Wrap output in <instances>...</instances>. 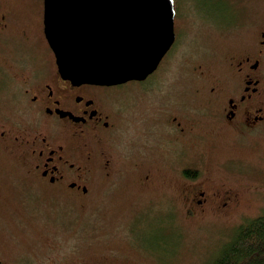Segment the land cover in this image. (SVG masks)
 <instances>
[{
  "label": "rangeland",
  "instance_id": "rangeland-1",
  "mask_svg": "<svg viewBox=\"0 0 264 264\" xmlns=\"http://www.w3.org/2000/svg\"><path fill=\"white\" fill-rule=\"evenodd\" d=\"M36 1L42 8V0ZM174 3L180 24L190 28L178 33L174 49H180L179 56L173 59L170 51L151 75L165 76L159 87L136 94L142 86L122 85L125 120L114 141L117 163L110 179L100 178L81 199L57 194L33 187L24 168L14 166L0 150V264H205L240 223L264 211V124L229 131L217 138L215 146H205L207 182L222 180L238 188L242 202L212 204L193 214L179 199V177L166 170L174 156L162 154L158 147L148 149L142 132L153 105L183 97L184 88L190 89L188 65L204 60L223 73L230 58L255 51L264 25V0ZM1 9L18 17L13 26L19 30L31 26L33 31V0H0ZM188 13L192 15L182 18ZM193 15L213 22L212 26ZM16 31L12 36L0 32V84L18 72L15 63L22 74L33 62V49L42 51L40 40L33 46V34L25 41ZM16 84L9 81L4 92L16 95ZM133 93L136 96L131 97ZM2 100L0 96V121L5 114L20 119L19 111L3 106ZM195 114L200 121L206 119L199 109ZM199 146L191 149L190 160L196 161ZM142 155L158 179L151 188L139 182V169L134 168ZM217 161L222 163L218 166Z\"/></svg>",
  "mask_w": 264,
  "mask_h": 264
},
{
  "label": "flooded vegetation",
  "instance_id": "flooded-vegetation-1",
  "mask_svg": "<svg viewBox=\"0 0 264 264\" xmlns=\"http://www.w3.org/2000/svg\"><path fill=\"white\" fill-rule=\"evenodd\" d=\"M2 11L0 32L12 36L18 30L25 41L32 40L33 34V46L40 40L42 51L33 49V62L22 74L21 66L15 63L18 72L0 84V96L2 102H6L3 106H14L20 116V119L8 114L1 117L0 150L14 166L24 168L25 176L33 179V187L84 198L100 178L110 179L115 172L114 141L125 120L122 85L138 84L142 89L135 93L144 94L152 91L150 87H159L165 76L151 77L153 71L145 79H132L121 84L74 83L60 73L45 37L44 0L42 8L41 2L33 0V31L31 26L19 30L12 25L18 19L14 12L10 9ZM193 17L212 26L213 22L204 17ZM188 28L190 26L180 24L175 11V41L162 60L172 50L170 57L179 56L180 49H174V45L178 33ZM263 54L264 25L255 51L236 60L230 58L228 65L223 66V73L216 72L207 61L196 60L186 68L190 89L184 88L185 95L162 100L150 109L147 118L150 121L144 123L142 129L146 146L148 149L158 147L162 154L174 156L165 164L166 170L179 177V199L189 214L212 204L226 207L242 202L238 188L227 186L222 180L207 182L210 178L207 179L205 174V146H215L217 138L226 136L229 131L238 133L264 124ZM9 81L17 82L13 87L17 90L16 95L4 92ZM135 93L130 96H136ZM196 109L205 115L204 121L196 119ZM198 144L196 161H192L194 150L191 149ZM217 162L218 166L222 163ZM149 165L144 156L134 163V168L139 169V182L146 188L154 187L158 182ZM2 181L7 182L5 178Z\"/></svg>",
  "mask_w": 264,
  "mask_h": 264
},
{
  "label": "water",
  "instance_id": "water-1",
  "mask_svg": "<svg viewBox=\"0 0 264 264\" xmlns=\"http://www.w3.org/2000/svg\"><path fill=\"white\" fill-rule=\"evenodd\" d=\"M174 0H44V32L74 83L145 79L175 40Z\"/></svg>",
  "mask_w": 264,
  "mask_h": 264
},
{
  "label": "trees",
  "instance_id": "trees-1",
  "mask_svg": "<svg viewBox=\"0 0 264 264\" xmlns=\"http://www.w3.org/2000/svg\"><path fill=\"white\" fill-rule=\"evenodd\" d=\"M205 264H264V211L240 223Z\"/></svg>",
  "mask_w": 264,
  "mask_h": 264
},
{
  "label": "bare ground",
  "instance_id": "bare-ground-1",
  "mask_svg": "<svg viewBox=\"0 0 264 264\" xmlns=\"http://www.w3.org/2000/svg\"><path fill=\"white\" fill-rule=\"evenodd\" d=\"M70 249V248H69Z\"/></svg>",
  "mask_w": 264,
  "mask_h": 264
}]
</instances>
